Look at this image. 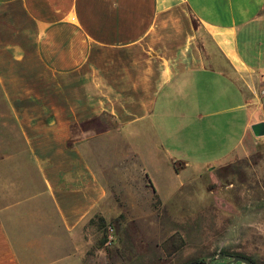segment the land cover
<instances>
[{
  "label": "crops",
  "instance_id": "obj_1",
  "mask_svg": "<svg viewBox=\"0 0 264 264\" xmlns=\"http://www.w3.org/2000/svg\"><path fill=\"white\" fill-rule=\"evenodd\" d=\"M260 79L264 0H0V92L22 141L0 178V264H86L88 222L159 193L158 167L244 150Z\"/></svg>",
  "mask_w": 264,
  "mask_h": 264
},
{
  "label": "rangeland",
  "instance_id": "obj_2",
  "mask_svg": "<svg viewBox=\"0 0 264 264\" xmlns=\"http://www.w3.org/2000/svg\"><path fill=\"white\" fill-rule=\"evenodd\" d=\"M256 86L264 115V79ZM82 129L94 133L98 126L90 121L77 126ZM18 134L0 92V178L18 159L5 158L22 146ZM143 145L147 153L151 147ZM244 147L214 167L173 164L177 173L169 164L158 167L152 179L159 193L136 189L138 204L120 205L124 213L88 222L85 263L185 264L237 253L264 263V135ZM19 159L23 169L30 166L24 154Z\"/></svg>",
  "mask_w": 264,
  "mask_h": 264
},
{
  "label": "water",
  "instance_id": "obj_3",
  "mask_svg": "<svg viewBox=\"0 0 264 264\" xmlns=\"http://www.w3.org/2000/svg\"><path fill=\"white\" fill-rule=\"evenodd\" d=\"M251 130L255 136H258V137L263 136L264 135V121L253 123L251 125ZM225 256L229 258L227 261L216 263V264H259V263L252 261L248 257H245L240 254H231V255H225ZM223 257H224V254H219L216 257L208 258L207 260H202V261L194 260V261H189L185 264H211L212 261L220 260Z\"/></svg>",
  "mask_w": 264,
  "mask_h": 264
},
{
  "label": "flooded vegetation",
  "instance_id": "obj_4",
  "mask_svg": "<svg viewBox=\"0 0 264 264\" xmlns=\"http://www.w3.org/2000/svg\"><path fill=\"white\" fill-rule=\"evenodd\" d=\"M226 254H224V257L220 260H214L211 262V264H216V263H221V262H225L227 261L229 258L227 256H225Z\"/></svg>",
  "mask_w": 264,
  "mask_h": 264
},
{
  "label": "trees",
  "instance_id": "obj_5",
  "mask_svg": "<svg viewBox=\"0 0 264 264\" xmlns=\"http://www.w3.org/2000/svg\"><path fill=\"white\" fill-rule=\"evenodd\" d=\"M174 168L177 169L176 167H174ZM237 254H240V255H243V256H245V257H248L249 259H251L252 261H254V262H256V263L264 264V263H262V262H257V261H255L251 256L246 255V254H244V253H237ZM195 261H202V260H195Z\"/></svg>",
  "mask_w": 264,
  "mask_h": 264
}]
</instances>
